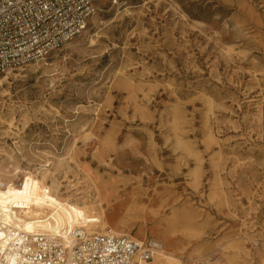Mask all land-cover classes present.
<instances>
[{"label": "rangeland", "instance_id": "rangeland-1", "mask_svg": "<svg viewBox=\"0 0 264 264\" xmlns=\"http://www.w3.org/2000/svg\"><path fill=\"white\" fill-rule=\"evenodd\" d=\"M98 8L0 86V165L63 160L60 197L179 264H264V0Z\"/></svg>", "mask_w": 264, "mask_h": 264}, {"label": "built area", "instance_id": "built-area-1", "mask_svg": "<svg viewBox=\"0 0 264 264\" xmlns=\"http://www.w3.org/2000/svg\"><path fill=\"white\" fill-rule=\"evenodd\" d=\"M98 10V0H0V74L45 60L81 36ZM4 213L0 264H139L164 248L155 239L99 230L100 223L67 232L27 230L12 220L13 211Z\"/></svg>", "mask_w": 264, "mask_h": 264}, {"label": "bare ground", "instance_id": "bare-ground-1", "mask_svg": "<svg viewBox=\"0 0 264 264\" xmlns=\"http://www.w3.org/2000/svg\"><path fill=\"white\" fill-rule=\"evenodd\" d=\"M92 19L95 22L96 17ZM43 67L45 72L53 71L51 64L44 62ZM29 69L32 73L36 72L34 68ZM11 74L12 71L9 70L5 77L0 78V86ZM147 133L151 136L149 131ZM63 166L61 159L56 163L46 160L35 170L36 174H33L19 168L12 156L3 159L0 165V183L4 185V188L0 189V215L6 218L8 216L4 212L13 211L15 216L12 220L27 230L37 227L48 231L65 229L67 232L75 227H91L96 223L102 226L101 221L106 225L107 215L101 199H97L93 204L74 205L58 195L64 188L57 179V173ZM20 175L19 181L15 182ZM68 189L67 186L66 193H70ZM62 235L66 237V234ZM180 259L165 251L164 247L151 262L139 264H179Z\"/></svg>", "mask_w": 264, "mask_h": 264}]
</instances>
